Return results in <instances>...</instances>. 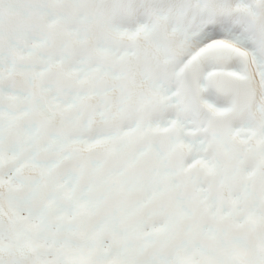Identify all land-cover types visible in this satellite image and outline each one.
<instances>
[{
  "label": "snow or ice",
  "instance_id": "6c2138e0",
  "mask_svg": "<svg viewBox=\"0 0 264 264\" xmlns=\"http://www.w3.org/2000/svg\"><path fill=\"white\" fill-rule=\"evenodd\" d=\"M0 264H264V0H0Z\"/></svg>",
  "mask_w": 264,
  "mask_h": 264
}]
</instances>
